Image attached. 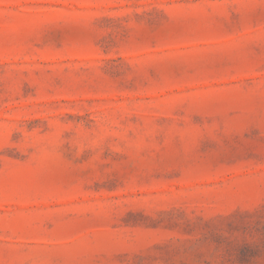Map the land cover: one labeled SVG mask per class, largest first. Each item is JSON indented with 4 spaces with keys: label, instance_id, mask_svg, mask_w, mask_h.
<instances>
[{
    "label": "rangeland",
    "instance_id": "rangeland-1",
    "mask_svg": "<svg viewBox=\"0 0 264 264\" xmlns=\"http://www.w3.org/2000/svg\"><path fill=\"white\" fill-rule=\"evenodd\" d=\"M0 264H264V0H0Z\"/></svg>",
    "mask_w": 264,
    "mask_h": 264
}]
</instances>
